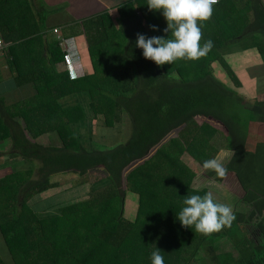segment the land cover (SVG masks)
Listing matches in <instances>:
<instances>
[{"label":"trees","instance_id":"16d2710c","mask_svg":"<svg viewBox=\"0 0 264 264\" xmlns=\"http://www.w3.org/2000/svg\"><path fill=\"white\" fill-rule=\"evenodd\" d=\"M241 1L221 0L213 6L217 22H197L202 31L201 46L209 40L213 43L206 56L163 66L145 59L143 50L135 46L137 33L171 38V33L163 31L167 22L162 12L149 11L147 0L122 4L118 18L100 16L92 25L83 26L91 69L76 79L56 70L55 62L66 55L60 47L62 39L49 43L42 38V2L0 0V35L16 88L32 85L35 90L43 89L41 101L45 103L41 106L52 105L61 115L54 132L60 144L52 134L45 143L41 139L45 131L38 129L37 119L29 117V109L37 103L28 100L21 104L18 100L3 108L0 102V143L7 147L0 157L11 169L10 174H0V264H99L100 242L117 249L130 240L136 242L139 251L134 256H141L142 264H151V253L156 248L161 250L165 264L178 260L180 264H202L203 259L195 254L199 247L208 251L216 264H264V64L257 67L261 72L256 98L247 102L250 88L243 90L245 82L237 79L227 60L233 57L229 55L234 45L247 38H261L259 53L264 54V0ZM128 11L140 13L142 20L130 19ZM150 25L159 30L153 31ZM45 49L49 57L43 55ZM37 53L41 56H35ZM225 71L229 85L220 79ZM77 93L87 94L94 121L108 128L104 132L120 124L126 114L129 138L108 149H89L83 143L86 139L81 142L79 137L66 144L56 129L80 118L76 112L79 109L72 102L66 106L57 102L71 100ZM215 134L221 137H216L220 140L216 147L210 146L212 153L205 149L191 151L207 147ZM220 147L234 153L229 162H224L227 176L221 180L208 172L229 191L240 194L245 210L234 211L236 220L231 227L218 233L205 236L193 226L188 228L192 231L189 235L176 214L185 207L187 196L205 194L192 187V169L204 171L203 162L216 157ZM185 153L195 159L192 167L179 160ZM92 171L100 172L109 183L105 192L93 195L95 189L88 179L83 182ZM69 177L78 178L74 185L78 187L76 197L83 200L59 204L64 213L67 208L87 206L92 199L114 201L103 223L107 227L95 234L96 241H88L86 234L78 235L60 224L55 215L40 212L46 210L42 208V197L61 187ZM127 186L140 195L138 218L134 221L123 217ZM48 197L57 208L54 196ZM161 197L170 205L161 203ZM145 198L147 202L142 201ZM148 206L155 209L156 215L150 239L147 228H151L142 223ZM37 211L47 214L43 215L46 218H39ZM240 235L245 243L243 248H236L240 260H216L212 250L218 241ZM182 240L191 242L185 246L196 245L191 257L182 252L176 258L170 252L169 247ZM3 246L10 256L1 250Z\"/></svg>","mask_w":264,"mask_h":264},{"label":"rangeland","instance_id":"374dc122","mask_svg":"<svg viewBox=\"0 0 264 264\" xmlns=\"http://www.w3.org/2000/svg\"><path fill=\"white\" fill-rule=\"evenodd\" d=\"M139 14L140 13L133 14V13H130V11H128L129 18L135 21L137 19L142 20V17L141 18L138 17ZM118 16L119 14H115L116 18H118ZM98 17H100V15L93 16L88 19L82 20L79 24H77V28L78 29L82 28V31H84L83 26L86 24L92 25L93 23L97 21ZM78 32H81V31H78ZM262 43L263 41L261 40V38H257V39L247 38L244 41H241L237 43L236 45H234L232 52H235L237 56L243 57L245 54L243 51L252 50V49L254 51H257V49L255 48L256 45H258V49H259ZM262 56H263V62H264V54H262ZM233 60L235 63L230 64L229 62V64L231 65L236 75L239 76L237 79L242 82L243 81L245 82L243 90L248 91L249 87L255 83L251 75L261 72V70L258 71L259 68H257L258 65L256 63V56L252 57L253 61L244 67L243 72L239 71L240 66L244 64V62L242 63L241 58L235 57ZM222 76L223 77H221L220 79L229 85L230 80H229L227 71L222 72ZM256 85H257L256 90L253 93H249V95H246L248 97L246 98L247 102H251L256 98V93H257V89L259 86L258 80L256 81ZM72 101L80 102V105L78 107L79 110L76 111L77 114L80 115V118L76 119L74 122L70 124H66V125L62 124V126L59 127V129H56L60 132L66 144L74 143V141H76V139L79 137V140L81 142H83V140L86 139V141L83 143L89 149L91 148L108 149L117 144H120V142L126 141L129 138L130 132H131L130 124H129L130 121L126 114H123L122 121L120 124L116 125L115 128H111L109 129V131L104 132L105 129H108V128H105L102 122L94 121L92 117V113L90 111L91 108H90L89 98L86 93L75 95L72 98ZM58 104L59 106L60 104H64V106H66L67 104H69V102L64 100ZM60 109H62V107H60ZM55 113L56 112L54 110L48 111V115H53ZM33 115L39 116L37 118L38 129L42 132L45 131L46 133H48L46 134L44 132L43 135L41 136V139H43V142L48 143V136L49 134H52L54 141L60 144L59 140L57 139V136H54L55 134L54 132H56L55 127L58 124V121L61 120L58 116H61V115L58 114V116L56 115L51 118H46L47 114H42V113H34ZM90 136L92 138H90ZM217 136H220V135L215 134L213 137L212 136L210 137V140H208L207 142V147L198 146V147L191 148V151H195L197 149H205L206 152L212 153L210 146L213 145V147H216V145H218L220 141L219 139L216 138ZM41 139L39 140V142H42ZM72 139H74V141ZM223 143H224V139H223ZM1 146L4 147V150H6L7 147L4 143L1 142ZM219 149L220 150L224 149V147H220ZM218 153L219 152H217V154ZM230 156H232L231 152H230ZM230 159H225L224 162H229ZM179 160L182 161L188 167H192V165L195 164V159L188 153H185V155H181L179 157ZM193 170L195 172V178L191 180V183H192L191 185L195 190L202 192V193L211 191L218 202L230 205L233 211L245 210V207L240 202V194H236L233 191H229L228 188L224 184L217 182L214 176H211L208 171H200L198 168H194L192 169V171ZM70 178H73V177H69L68 179H65L64 182L60 184L61 187L49 191V194H46L42 198L45 199L46 196H50V195L58 196L60 199H62L61 201L62 203L60 205H65V204L73 203L74 201L83 200L81 199V197L80 198L76 197V192H77L76 188L78 187L77 186L74 187V185L78 184V178L76 177L73 179H70ZM86 180L89 181V186L92 185V187L95 189V192L93 193V195L105 192V189L109 185L107 180L103 178L102 174H100V172L98 171H92L88 173L87 176L84 177L83 182ZM125 188L126 189L124 190L125 199H124V205H123V208H124L123 217L127 221L129 220L134 221L135 219L138 218V206L139 204H141L140 195L137 194L136 192H133L132 189L128 186ZM178 193L180 194V192ZM143 196L146 197V195H143ZM147 200L148 199L145 198L142 201L147 202ZM160 200H161L160 201L161 203H164L163 197H161ZM165 201L166 203L164 204L166 206H169L170 204L167 203V200ZM110 204H114V201L110 200L108 202H102V201H97V200L92 199L87 206L77 205L76 207L64 209L66 213H64L63 211L60 210L59 207H57L55 210L52 211V213H49V215H55V217L57 218V221L60 224H65L68 228H72L74 231H76L78 235L86 234L88 241H96L95 234H98L100 229L107 227L103 223L106 221L105 218L108 216L107 212L109 210ZM76 208H80V210L76 212L74 210ZM146 208L150 212L148 211L145 213L144 215L145 218L142 219V223H144V225L147 223L149 224L151 229L147 228V236L150 239L151 234L153 232V228L156 225V220H155L156 215H155V212L153 211L155 209H152L150 206ZM181 210L182 208L178 211L176 216H178ZM37 213H38L37 216L39 218H44L47 215V214H43L45 215L43 216L42 214H40L39 211H37ZM185 231L189 235L192 233L191 229H188V228H186ZM63 235L65 236V234ZM74 242L81 243L82 241H74ZM218 242L219 243L212 250V252L216 255V258H217L216 260L220 261V260H224L225 258H227L232 263H236L237 261L240 260L238 250L236 248L237 247L243 248L245 245V243L243 245V242H242V235H240L239 237L238 236L227 237L225 240H221ZM149 243H151V241H148V245ZM186 243L189 244L191 242H184L182 240L181 242H179L178 245L170 246L169 250L171 253L175 254L176 258H179L182 252H184V256L191 257V253L194 249H196L195 247L196 245L194 244L193 247H189L187 245L186 246L184 245ZM1 250L5 254L9 255V252L6 246H3ZM64 250L69 251L68 248ZM136 250L139 251V248L136 246V242H133L131 240L124 241L121 244L120 248H117V249L107 243L105 244V243L100 242V245L98 248V258L101 263L99 264H142L141 263L142 257L138 255L134 256V253H136ZM195 254L200 256L203 259V261L201 260L202 264H216V261L213 259L211 254L201 247L197 248ZM180 262L181 260L180 261L178 260L170 264H180ZM190 264H198V263L195 261L193 262L190 261Z\"/></svg>","mask_w":264,"mask_h":264},{"label":"clouds","instance_id":"9594fccd","mask_svg":"<svg viewBox=\"0 0 264 264\" xmlns=\"http://www.w3.org/2000/svg\"><path fill=\"white\" fill-rule=\"evenodd\" d=\"M218 0H147L149 11L162 12L167 27L164 36L147 37L137 33L135 46L143 50L145 59L151 60L158 66L172 64L179 59L198 60L207 55L213 47L212 41L201 46L202 31L198 21H207L213 14V5ZM153 31L158 27L150 25ZM230 152L221 149L216 157L205 160L202 164L204 171H212L221 180L226 178L228 169L224 165L225 159H230ZM185 207L177 218L182 227L192 228L205 236L218 233L226 227H231L236 220L232 207L216 200L211 191L203 196L194 194L183 201ZM151 264H165L161 250L156 248L151 253Z\"/></svg>","mask_w":264,"mask_h":264},{"label":"crops","instance_id":"0c3cea01","mask_svg":"<svg viewBox=\"0 0 264 264\" xmlns=\"http://www.w3.org/2000/svg\"><path fill=\"white\" fill-rule=\"evenodd\" d=\"M44 8V22L42 25V38L46 42H57V38L60 37L63 41L62 52L65 53V57L61 61L55 62L56 70L58 72L66 71L69 73L71 78H81L85 72H90L91 63L89 62L87 56V45L84 31L82 28L78 29L77 24L82 20L88 19L93 16H115L117 14L119 6L126 4L128 2L135 3L134 0H40ZM244 1V0H243ZM241 1V2H243ZM240 2V3H241ZM215 6V5H214ZM213 7V6H212ZM104 13V14H103ZM108 15H107V14ZM15 15L14 13L12 14ZM164 21L165 18H163ZM213 23L217 22L214 14H212L211 19ZM248 20H252L251 18ZM57 29L58 32L54 33L53 30ZM81 31V32H78ZM253 39V38H252ZM257 51L247 50L243 51L245 54L243 57L237 56L235 52H232L227 57V60L230 64L235 63L234 58L240 57L244 64L241 65L239 71L243 72V69L246 65L250 64L253 60L252 57L256 56L257 67L264 64L263 56L259 53L258 45L255 47ZM52 51V48H50ZM239 53V52H238ZM58 54V53H57ZM43 55L49 57L50 52L46 49L43 52ZM35 56H41L40 53H37ZM7 51L3 49L0 52V102H2L3 108L11 107L20 100L21 103L31 100L38 104L33 109H29V117L37 119L39 116L33 115L34 113L47 114L46 118H51L57 115V108H52V105L44 104L41 101V96L43 89L35 90L32 88V85H25L24 88H16L13 75L9 69ZM257 75L253 77L255 81L249 88V93H253L256 90V81L258 80ZM244 82V81H243ZM54 83V82H53ZM53 83H48L47 86H51ZM81 94V93H77ZM75 94V95H77ZM74 95V96H75ZM73 96V97H74ZM244 96V95H243ZM70 98H67V101L72 102L73 105L79 107L80 102L72 101ZM247 98V97H246ZM64 101V100H63ZM62 101H58L60 103ZM1 106V105H0ZM18 111L19 108L17 109ZM54 110L56 113L53 115H48V111ZM23 113V112H20ZM58 116V115H57ZM59 117V116H58ZM4 143V142H2ZM4 147L0 143V155L4 154ZM6 161L0 157V174L6 175L11 173V169L5 166ZM67 193V192H66ZM53 203L58 205L61 204L62 199L58 196H54ZM44 205L42 208L46 210L40 212L52 213L56 209V206L51 204L50 198H45L43 201ZM51 204V205H50Z\"/></svg>","mask_w":264,"mask_h":264},{"label":"built area","instance_id":"2783aa9c","mask_svg":"<svg viewBox=\"0 0 264 264\" xmlns=\"http://www.w3.org/2000/svg\"><path fill=\"white\" fill-rule=\"evenodd\" d=\"M220 1H221V0H218V3H219ZM218 3H216V4H218ZM216 4H215V5H216ZM213 6H214V5H213ZM53 32H54V33H57L58 30H57V29H54ZM57 40H61V38L58 37ZM2 50H3V42H2L1 35H0V52H1Z\"/></svg>","mask_w":264,"mask_h":264}]
</instances>
